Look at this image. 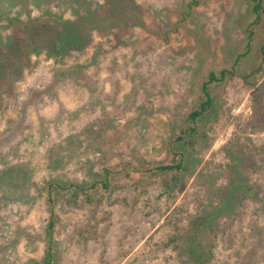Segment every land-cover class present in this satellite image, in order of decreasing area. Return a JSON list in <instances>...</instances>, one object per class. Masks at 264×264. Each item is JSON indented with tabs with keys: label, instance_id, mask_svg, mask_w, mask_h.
Segmentation results:
<instances>
[{
	"label": "rangeland",
	"instance_id": "rangeland-1",
	"mask_svg": "<svg viewBox=\"0 0 264 264\" xmlns=\"http://www.w3.org/2000/svg\"><path fill=\"white\" fill-rule=\"evenodd\" d=\"M122 1L141 14L140 24L93 33L84 50L67 57L84 68L91 90H42L60 65L44 56L42 67L15 81L13 94H6L11 105L30 97L34 103L31 87L43 94L25 116L21 104L0 115V170L13 165L6 174L16 180L20 161L29 162L40 183L30 186L35 195L48 173L92 181L94 173L110 170L100 176L109 188L83 185L73 197L72 187L68 202L56 205L51 264H179L173 244L162 251L161 243L177 229L187 233L201 210L216 209L231 185L241 186L213 224L217 256L211 264H264V129L249 123L254 87L264 102V0L256 24L252 0H198L191 8L193 0ZM43 7L70 13L65 0ZM235 64L237 76L213 83L208 120L182 135L210 72ZM244 73H252L248 81ZM8 121L20 131L8 130ZM29 134L37 136L23 140ZM179 156L182 169H157ZM49 157L58 161L53 170L43 168ZM50 207L38 199L6 211L4 227L21 235L28 264H45Z\"/></svg>",
	"mask_w": 264,
	"mask_h": 264
},
{
	"label": "trees",
	"instance_id": "trees-1",
	"mask_svg": "<svg viewBox=\"0 0 264 264\" xmlns=\"http://www.w3.org/2000/svg\"><path fill=\"white\" fill-rule=\"evenodd\" d=\"M53 0H0V21L4 18L7 24L1 26L4 32L0 30V115L2 116L11 107L21 104L23 116L30 109L31 106L37 108V97L42 96V92L31 87L33 91L34 103H30L32 97L27 101L18 103L15 99L14 104L11 105L6 96H11L13 90L16 88L15 81L25 79L30 73L42 67L40 59L44 56L45 59H53L60 65L53 67L51 70L52 80L50 83L43 84L47 88H58L57 94L60 91L66 90L68 87L79 90L81 87H88L92 89L91 83L87 81L84 68L81 65H74L67 62V57L73 51L84 50L93 38V33L107 35L117 31L125 22H133L140 24L142 20L141 14L137 12H130L122 0H105L101 3L96 0H65L69 4L70 13L66 10L56 11L52 9H45L43 6ZM253 12L256 18L252 24L259 23L262 19L263 0H252ZM198 3V0H193L188 7H193ZM44 4V5H43ZM137 5V4H136ZM44 10L42 11V9ZM37 10V12H35ZM127 10V11H126ZM15 14L11 16L10 14ZM47 20H42L44 17ZM53 17L54 19H51ZM251 24V25H252ZM249 42L254 33L253 28L249 29ZM264 59V49L262 50ZM43 60V59H42ZM238 74L237 64L223 68L216 73L211 71L207 80L202 84V89L198 103L194 105L193 110L188 115L190 125L187 129L182 130V135L196 131L199 123H204L208 120V116L213 108L212 86L213 83L224 80L229 77H235ZM252 73H244L241 76L248 81ZM7 94V95H6ZM56 94V95H57ZM252 114L249 119L250 125L254 129H264V102L261 99L262 93L258 87H254L253 91ZM3 105H5V111ZM28 114V113H27ZM20 125L13 124L8 121V130L11 132H19ZM182 135L179 139H182ZM36 134H29L23 140L34 139ZM79 140L76 139L75 141ZM2 144V142H1ZM55 145V144H53ZM52 145V146H53ZM35 152V151H34ZM53 149L48 147L47 154L51 155ZM21 154V151H16ZM176 155H180L176 152ZM20 156V155H19ZM47 156V157H48ZM180 157V156H179ZM0 158L2 154H0ZM20 161L19 169H21L19 176L15 180L8 176L7 169L14 167L7 165V169L0 170V264H28L21 258L19 243L21 235L12 228H6L5 215L9 206L13 203L21 205H29L38 199L46 200L47 204H51L49 208V219L46 226L47 236L50 238L44 257L45 264H51L54 257V247L51 244L55 234V224L57 220V213L55 207L58 203L64 204L66 192L71 191L73 187L72 196H78L83 191V185H90V188H95L101 185L102 188H109V180H103L100 176L110 174V170L103 169V173H94L92 181L67 179L65 174L54 175L48 173L47 177L43 179L38 194H32V185H39L38 181L32 179L33 173L29 169V162ZM58 161L49 157L48 163L44 162L43 168L53 170L54 164ZM23 169H22V168ZM157 169L170 170L182 169V157L179 161L167 164L158 165ZM98 177V179H97ZM90 182V183H88ZM241 185H231L232 192L221 196L219 205L216 209L205 208L199 214L191 217L188 223V232L182 235L177 229L169 235L166 241L161 243V250L165 251L172 247L176 251L175 259L179 264H211L217 256V241L216 236L213 235V224H217L219 220L218 212L224 202L232 200V193ZM168 190V188H166ZM169 192V191H168ZM69 199V198H68ZM224 206H226L224 204ZM227 207V206H226ZM178 232V233H177ZM175 243V244H174Z\"/></svg>",
	"mask_w": 264,
	"mask_h": 264
}]
</instances>
